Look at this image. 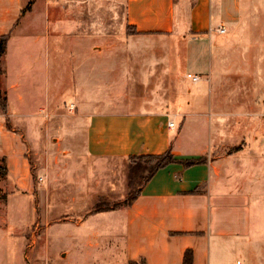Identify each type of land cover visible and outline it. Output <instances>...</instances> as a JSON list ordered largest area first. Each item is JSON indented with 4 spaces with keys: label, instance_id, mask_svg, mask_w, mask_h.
<instances>
[{
    "label": "crops",
    "instance_id": "1",
    "mask_svg": "<svg viewBox=\"0 0 264 264\" xmlns=\"http://www.w3.org/2000/svg\"><path fill=\"white\" fill-rule=\"evenodd\" d=\"M54 6L62 10L65 19L74 22L73 28H98L117 20L127 35L131 31L129 38L187 41L185 60L193 68L189 73L207 75L210 84L207 99L200 100L203 99L200 94L195 102L203 101L204 106L219 115L216 119L194 120L197 128L201 123L207 126V134L191 143L184 128L173 132L176 125L171 118L178 116L179 108L177 89H171V99L166 100L168 95L156 101L150 97L142 105L127 100L113 101L107 105L110 111H104L105 104L98 99L77 101L85 111L78 119L86 125L85 152L92 158L125 162L132 156L159 155L171 150L177 159L207 157L208 160L191 168L175 163L159 170L125 209L86 213L85 223L80 222L78 227L108 216L103 218V224L100 222L104 227L87 232L89 235L83 240L90 264H119L120 257L121 264H184L187 250L194 253L193 264H264V210L253 212V199L244 189L245 179L237 173L244 171L248 162L257 169L264 166V132L245 129L233 134L228 125L231 118L226 119L217 111L226 107L227 100L217 93L235 87L234 90L254 93L251 102L243 106L257 117L263 115L264 4L260 7L251 0H60ZM50 12L48 0H0V39L10 34L5 62L11 44L25 34L30 19L38 15L43 22ZM220 27L226 28L225 34L216 32ZM75 35H84L74 39L77 45L102 43L104 39L86 31ZM245 40L250 44L244 43ZM34 41L40 45L41 53L32 59L40 60L48 42L40 35ZM207 43L212 48L206 53ZM93 50L102 53L97 46ZM164 56L167 58V54ZM85 57L81 66L86 73L89 67ZM99 69L96 76L100 80L95 83L103 82L104 71ZM174 69L169 76H174ZM161 71L158 69L155 77ZM106 72L112 78L122 75L115 68ZM220 78L224 80L220 82ZM17 87L20 88L19 82ZM94 107L100 110H91ZM244 119L245 125L251 120L248 116ZM170 123L174 126L170 127ZM0 140L4 144L0 154L11 161L7 135L0 132ZM237 140L255 141L256 152L245 153V148L232 152L233 141ZM62 185L67 184L59 182L51 186ZM98 235L105 236V248L98 242L92 243ZM108 250L116 253V262H107L109 257L106 259L104 251ZM94 251L97 260H93ZM69 253L64 257H69Z\"/></svg>",
    "mask_w": 264,
    "mask_h": 264
},
{
    "label": "rangeland",
    "instance_id": "2",
    "mask_svg": "<svg viewBox=\"0 0 264 264\" xmlns=\"http://www.w3.org/2000/svg\"><path fill=\"white\" fill-rule=\"evenodd\" d=\"M48 1L51 7L49 18L43 22L38 15L30 19L27 31L14 40L6 62L2 60L0 64V89L8 106L7 116L0 107V132L7 135L8 148L11 149L8 154L14 160L11 163L12 160L8 161L0 154V264H90L83 240L89 235L87 232L104 227L101 225L103 218L108 216L89 220L78 227L80 222L85 223L86 213L94 214L93 209L99 201L109 205L119 203L121 207L117 210L125 209L130 192L143 182L146 171L133 173L130 161L100 160L86 154V125L78 120L85 111L78 106L79 99L82 102L98 99L105 104L104 111H110L107 105L113 101L127 100L142 105L150 101V97L156 101L168 95L166 100L171 99V89H177L179 108L178 116L171 118L176 125L173 132L184 128L190 142L207 134V126L201 123L197 128L194 120L219 116L203 103L209 95L208 76L201 74L203 79L199 83L187 77L193 71L185 60L187 41L162 37L129 38L131 31L127 35L117 20L105 22L98 28H73L71 24L74 22L65 19L61 9L54 8L55 1L60 0ZM251 1L260 7L264 4V0ZM84 31L104 36L103 42L74 44L75 38L84 36L75 34ZM38 35L48 42L40 60L32 59L41 53L40 45L34 41ZM107 37L116 40L108 41L111 39ZM243 42L250 44L248 40ZM95 46L102 53L93 50ZM211 48L207 43L206 53ZM162 51L163 55L155 53ZM85 56L89 67L86 73L81 66ZM241 63L237 62L238 65ZM99 68H103L105 75L102 74L103 82L95 83L100 80V76H96ZM113 68L122 75L115 78L107 75L106 71ZM173 68L174 76L171 77L169 74ZM158 69L163 72L155 77ZM154 79L157 82L154 83ZM234 88L217 93L227 99L226 107H219L217 111L226 119L231 118L232 123L228 125L233 134L245 129L264 132V120L261 119L264 109L263 115L258 116L260 122L257 115L243 106V103L251 102L254 93ZM200 94L202 103L195 102ZM91 110L100 109L94 107ZM247 116L251 120L245 125ZM3 146L0 140V151ZM241 148H245V153H255V141H233L232 152ZM248 163L244 171L237 173L245 179L244 189L253 199V212L260 213L264 210V166L257 169ZM59 182L66 183V187L51 186ZM97 242L104 247L105 236H95L92 243ZM66 252H70L67 258L64 257ZM93 253V260H97L98 254ZM104 254L106 259L109 257L107 262L117 261L115 252L108 250ZM121 262L120 257L119 264Z\"/></svg>",
    "mask_w": 264,
    "mask_h": 264
},
{
    "label": "trees",
    "instance_id": "3",
    "mask_svg": "<svg viewBox=\"0 0 264 264\" xmlns=\"http://www.w3.org/2000/svg\"><path fill=\"white\" fill-rule=\"evenodd\" d=\"M32 3V2H31ZM10 39V34L4 35L0 39V64L3 60L7 49V43ZM0 70V74H1ZM7 99L2 97L0 89V107L3 111V114L7 116ZM129 161L132 163V172L137 170L146 171L145 176L143 177L142 184L135 190L131 191L129 194L128 202L125 204L130 206L136 198L140 195L142 188L155 176V174L171 164H182L185 168H191L196 165H203L207 163V157L193 158V159H177L176 156L172 153L171 150L159 155H141V156H132ZM121 205L114 204L109 205L106 202L99 201V203L94 207L93 213H103L117 210ZM194 263V253L192 250H187L184 256V264H193Z\"/></svg>",
    "mask_w": 264,
    "mask_h": 264
},
{
    "label": "built area",
    "instance_id": "4",
    "mask_svg": "<svg viewBox=\"0 0 264 264\" xmlns=\"http://www.w3.org/2000/svg\"><path fill=\"white\" fill-rule=\"evenodd\" d=\"M226 28L225 27H220V28H218V29H216V32L218 33V34H225L226 33ZM187 77L188 78H190V79H192V81L194 82V83H199V82H201L202 81V75H199V74H194V73H188L187 74ZM174 126V123H170V127H173ZM44 179H41V181H43Z\"/></svg>",
    "mask_w": 264,
    "mask_h": 264
}]
</instances>
